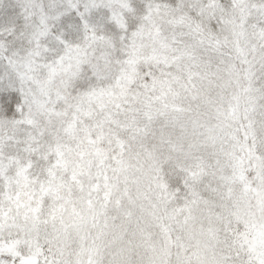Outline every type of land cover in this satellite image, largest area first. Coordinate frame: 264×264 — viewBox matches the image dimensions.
<instances>
[{"label": "snow or ice", "instance_id": "6c2138e0", "mask_svg": "<svg viewBox=\"0 0 264 264\" xmlns=\"http://www.w3.org/2000/svg\"><path fill=\"white\" fill-rule=\"evenodd\" d=\"M0 264H264V0H0Z\"/></svg>", "mask_w": 264, "mask_h": 264}]
</instances>
